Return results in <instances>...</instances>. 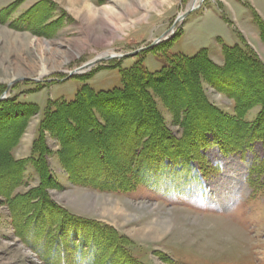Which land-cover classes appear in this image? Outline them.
I'll list each match as a JSON object with an SVG mask.
<instances>
[{
    "label": "rangeland",
    "instance_id": "obj_1",
    "mask_svg": "<svg viewBox=\"0 0 264 264\" xmlns=\"http://www.w3.org/2000/svg\"><path fill=\"white\" fill-rule=\"evenodd\" d=\"M250 61L264 69V0H0V264H75L78 247L97 264H264V183L230 153L264 136Z\"/></svg>",
    "mask_w": 264,
    "mask_h": 264
},
{
    "label": "trees",
    "instance_id": "obj_2",
    "mask_svg": "<svg viewBox=\"0 0 264 264\" xmlns=\"http://www.w3.org/2000/svg\"><path fill=\"white\" fill-rule=\"evenodd\" d=\"M240 52L244 53L243 50H241V49H240ZM244 59H247V58H244ZM244 59L242 58V59H238V60L243 63L245 61ZM190 60L194 61L195 59L193 58V59H190ZM249 64L250 65H247V68L245 67L247 70H250L252 72L253 69H251V67H250V66H252V68L257 69L258 71H260L262 73L261 75L264 76V69L263 70L260 69V65H257V64H255L254 62H251V61H250ZM121 93H126V90L124 92H121V91L118 92V94H121ZM113 94H115V93H113ZM104 95H106V94H104ZM263 114H264V112H263ZM258 125H259V123H258ZM188 132L185 135V138H187L186 141L188 140V138H189V136L191 134V133L189 134ZM258 134H259L258 130H255L254 132L248 131V132H245V133L241 134L240 135L241 141L239 142L241 144L240 149H238L236 151L235 150L231 151L230 153H232V154H233V152L234 153H239V154H242L244 156H246L247 154H252L254 156L251 160H248V161H247V158L243 159L246 162L247 166H248L247 182L252 187L258 186L261 189L263 187V183H264V155L262 157L261 156H255L254 155L255 154L254 151H255V148H256L255 145L257 143H259V144L261 143V146H262V149H263V152H264V136H262V135L259 136ZM208 136L211 137L209 139H212V140L216 141V143H219L220 139L217 138V136L219 137V135L216 132H212V130H211L210 132H206L205 135L203 134L202 137L205 138V137H208ZM132 141H133V139H132ZM175 141L176 142H180V141H177V140H175ZM203 143L199 144V142L197 141L196 145L198 146V144H199L201 146L202 145L204 146ZM135 144L136 143L131 144L132 147L135 146ZM147 144H150V145H147ZM145 145H146V148H148L147 150H150V149H153V148H155V150H158L159 154L161 153L160 157L161 156L166 157V155L170 151V147H171V146H168L169 148H166V145L163 144V146H162V145H159L158 143H156V145H154V144L151 145V143H145ZM151 146H154V147L151 148ZM159 146H161V147H159ZM214 146H218V150L221 153L226 154V152L224 151V149H225L224 146L219 147L220 145L219 144H215V143H214ZM160 148H162V149H160ZM135 150L138 152L137 156L139 158H141V154L144 152L145 149H141V151H140V148L136 147ZM155 150H153V151H155ZM137 152H135V153H137ZM133 157H135V156H133ZM184 160L185 161L182 162V164L186 163L189 167L192 168V165L194 164L193 160L191 158H189L188 156H186V157L184 156ZM197 165H199V164H197ZM188 171H190V169ZM192 172L193 173L195 172L194 169H192ZM192 172H191L192 175H190V176L193 177L194 179L195 178L199 179V176H201L200 174H201L202 170L201 171H197L195 174H193ZM100 177H102V179H103L101 181V183L102 184L106 183L105 182L106 179L107 180L109 179L108 178L109 177V172H102ZM165 179L168 180L167 177H165ZM197 179H195V180H197ZM106 184L107 185H105V184H103V185H105V186H109L110 185L111 186V182H108ZM100 185L96 186V188L101 189V190H106L107 189V187L100 186ZM108 188L111 189V187H108ZM45 198L47 200V204L48 205H51L53 207L54 206L57 207V205L49 197V195L46 194ZM95 248L96 247H93L92 248L93 250L91 249V251L89 252L87 250H83L82 247H78L77 252L75 253L76 256H74L75 254L73 255L75 257V264H97V254L94 252ZM67 259H68V257L63 258L62 260H60V263L61 264H68V263L69 264H74V263H72L73 260H72V262L71 261L68 262ZM107 264H110V263H107Z\"/></svg>",
    "mask_w": 264,
    "mask_h": 264
},
{
    "label": "bare ground",
    "instance_id": "obj_3",
    "mask_svg": "<svg viewBox=\"0 0 264 264\" xmlns=\"http://www.w3.org/2000/svg\"><path fill=\"white\" fill-rule=\"evenodd\" d=\"M196 3V2H195ZM195 7L196 5L193 3V5H192V7ZM108 56H110V54L109 53H106V54H104V55H102L101 56V58H99V59H102V58H106V57H108ZM92 64H93V62H90L88 65H90V66H92ZM88 67V66H87ZM123 106V105H122ZM119 110V109H118ZM83 174V173H82ZM87 177V176H86ZM84 182V181H83ZM80 184V183H79ZM102 203V202H101ZM113 207V206H112ZM116 209V208H115ZM114 209V210H115ZM119 211V210H118ZM226 221V220H225ZM232 226V225H231ZM239 228L240 227H238L237 225H233V227H230V234H233L234 235V237L236 238V237H240L242 234H243V231L241 230V228H240V230H239ZM148 230H150V229H148ZM156 230V229H155ZM224 232H227L228 230H229V228L228 229H226V228H223L222 229ZM153 230L151 229L150 231H148V232H152ZM162 231V230H161ZM236 235H239V236H236ZM151 236V235H150ZM147 237V236H146Z\"/></svg>",
    "mask_w": 264,
    "mask_h": 264
},
{
    "label": "water",
    "instance_id": "obj_4",
    "mask_svg": "<svg viewBox=\"0 0 264 264\" xmlns=\"http://www.w3.org/2000/svg\"><path fill=\"white\" fill-rule=\"evenodd\" d=\"M191 11H193L192 9L191 10H189L188 12H186L184 15H182V16H180V18H179V20H182V19H184L185 17H186V15L188 14V13H190ZM161 41V39L160 40H158V41H156L153 45H152V47H154L156 44H158L159 42ZM100 62V61H102V59H99V60H97L96 62ZM95 63V62H94ZM93 65V64H92Z\"/></svg>",
    "mask_w": 264,
    "mask_h": 264
}]
</instances>
